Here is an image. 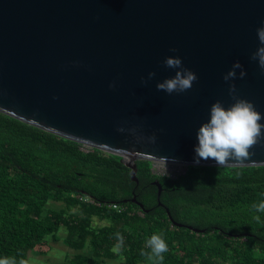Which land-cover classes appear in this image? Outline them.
<instances>
[{
    "label": "water",
    "instance_id": "1",
    "mask_svg": "<svg viewBox=\"0 0 264 264\" xmlns=\"http://www.w3.org/2000/svg\"><path fill=\"white\" fill-rule=\"evenodd\" d=\"M261 26L264 0H0V111L121 156L136 183L137 159L218 166L195 163L197 131L213 103L234 102L231 83L264 114V71L251 59ZM169 56L198 75L190 90L157 91L177 71L165 67ZM236 61L247 75L237 69L225 82ZM150 72L156 76L142 83ZM250 151L242 166L264 165V142ZM152 184L163 205L160 183ZM131 202L143 208L135 194ZM165 211L173 224L203 231Z\"/></svg>",
    "mask_w": 264,
    "mask_h": 264
},
{
    "label": "trees",
    "instance_id": "2",
    "mask_svg": "<svg viewBox=\"0 0 264 264\" xmlns=\"http://www.w3.org/2000/svg\"><path fill=\"white\" fill-rule=\"evenodd\" d=\"M80 146L0 111V258L27 259L30 249L47 250L49 239L60 238L73 253L49 264H154L141 251L150 252L146 240L161 231L168 245L162 264H264V213L251 207L264 200V165H189L171 178L137 159L136 183L121 156ZM165 207L176 222L203 231L173 224ZM93 218L101 223L92 227ZM61 227L65 235L57 236ZM117 232L120 253L112 251Z\"/></svg>",
    "mask_w": 264,
    "mask_h": 264
},
{
    "label": "clouds",
    "instance_id": "3",
    "mask_svg": "<svg viewBox=\"0 0 264 264\" xmlns=\"http://www.w3.org/2000/svg\"><path fill=\"white\" fill-rule=\"evenodd\" d=\"M257 37L259 47L255 51L251 59L258 62L259 68L264 71V26L257 29ZM171 51L175 52L176 49ZM167 68L177 69L175 75L166 78L162 82L157 83V91H165L168 94L183 93L193 87L194 82L198 81V75L191 69L183 66L182 59L179 56H169L164 60ZM237 69H241L239 78L243 79L247 72L243 69V65L236 61L232 69L228 71L223 79L225 82L235 80L237 78ZM156 76L155 72H150L147 79L142 78V83L147 84L148 80ZM115 83L110 85L115 88ZM229 94L232 96L233 103L225 107L224 102L217 100L211 105L210 119L203 123L197 131L198 145L195 147V163L199 164L201 160L207 161L213 159L219 167H231L244 165L246 160H250L255 155L250 151L257 144L264 142V124L260 121L264 119V114L257 110L253 101L242 98L237 94L235 83L229 85ZM117 131L123 133L125 131L135 132V129L127 130L119 127ZM150 143L155 144L157 137L155 134L147 138ZM153 159L158 163L167 166L168 157H155ZM230 160L238 163L230 164ZM172 162H176L174 159ZM255 164V163H253ZM252 209L258 213H264V200L254 203ZM254 220L259 222L260 216L255 215ZM164 233L158 231L146 240V246L150 252L141 251V255L146 257L148 261L154 264H162L164 260L163 253L168 251V245L164 239ZM117 243L113 247L114 253H120L124 237L121 233L115 234ZM31 259L21 258L17 261L15 256H5L0 258V264H31Z\"/></svg>",
    "mask_w": 264,
    "mask_h": 264
},
{
    "label": "rangeland",
    "instance_id": "4",
    "mask_svg": "<svg viewBox=\"0 0 264 264\" xmlns=\"http://www.w3.org/2000/svg\"><path fill=\"white\" fill-rule=\"evenodd\" d=\"M87 149V148H86ZM151 165V170L153 173L157 174H165L169 177H175L186 170L185 164L180 163H168L167 166L158 164L155 160H149ZM47 206H52L54 208H59L63 206L62 202H55L50 201ZM101 223L96 218H93V221L91 223L92 227H95L96 224ZM64 228L61 227L57 233V236H63L65 235V231H63ZM50 235H47L45 238L48 239ZM49 249L45 250L44 244H39L36 247L30 249L27 254V259H31V264H49V262H57V261H64L68 260L72 253L73 249L66 246L61 239L59 238L57 241H54L52 239H49ZM110 262L112 264H123V261L121 259H111Z\"/></svg>",
    "mask_w": 264,
    "mask_h": 264
},
{
    "label": "built area",
    "instance_id": "5",
    "mask_svg": "<svg viewBox=\"0 0 264 264\" xmlns=\"http://www.w3.org/2000/svg\"><path fill=\"white\" fill-rule=\"evenodd\" d=\"M80 148L83 150V151H87V150H89V148H91V147H89V146H87V145H82L81 144V146H80ZM87 148V149H86ZM79 199H81V200H83V201H89V202H93V200L91 199V198H89V197H86V195H81V194H77L76 195ZM113 208H115V209H120L118 206H117V204L116 203H111L110 204Z\"/></svg>",
    "mask_w": 264,
    "mask_h": 264
}]
</instances>
